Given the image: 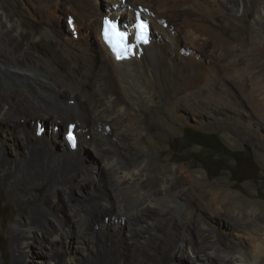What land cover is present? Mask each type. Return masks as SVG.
Segmentation results:
<instances>
[{
    "label": "bare ground",
    "instance_id": "bare-ground-1",
    "mask_svg": "<svg viewBox=\"0 0 264 264\" xmlns=\"http://www.w3.org/2000/svg\"><path fill=\"white\" fill-rule=\"evenodd\" d=\"M105 19L133 54L116 58ZM263 36L264 0H0V185L18 210L0 230L13 264H262L264 203L152 159L177 124L242 133L264 152Z\"/></svg>",
    "mask_w": 264,
    "mask_h": 264
},
{
    "label": "rangeland",
    "instance_id": "rangeland-1",
    "mask_svg": "<svg viewBox=\"0 0 264 264\" xmlns=\"http://www.w3.org/2000/svg\"><path fill=\"white\" fill-rule=\"evenodd\" d=\"M3 1L10 6L13 3V0ZM14 10L18 12V14H22L21 16L26 22L28 21V23H32V18H30L29 15L27 17V12L24 11L23 14L20 7H15ZM57 14V12L53 13L54 16H57ZM248 21L253 22V19L250 18ZM122 23L123 21L121 20L120 24ZM32 24L33 26L38 25V23ZM65 25V23H62L61 26L65 27ZM61 28L63 29V27ZM93 37L95 38L94 33ZM69 96L70 97L68 98H76L73 95ZM41 122L45 125V133H48L50 121L45 120V123L41 120ZM53 122H55L53 123V126L55 125L54 130L56 131V125H59V123H57L58 121ZM175 129L176 132L166 133L164 135L166 141L155 145L156 148H160L162 152L160 153L159 158L154 156L152 161H156V163L169 161L174 164L187 165L191 172L198 171L202 173V178L207 182L219 181L223 187L231 188L246 199L258 202L259 204L264 203V156H262L264 155L262 154L264 152L263 150L260 151L256 148L253 142H250L248 136L246 137L242 133L229 132L228 129L214 130L210 133L205 129L195 127L192 124L183 126L177 124ZM157 130V128H154L152 132L156 134ZM61 133L62 131H60V134ZM224 135L229 136V142L224 139ZM85 136L87 139L90 138V134ZM91 152L92 156L90 155V158L95 156V158L98 159L97 153L95 151ZM47 192V182L40 183L38 187L34 188L35 195H39L40 197H44ZM67 193L70 197V203H75L78 196L77 192H72V190L68 189ZM13 200L11 191L6 189L3 185H0V220L2 219L5 221L6 227H8L18 216V210L15 209L13 204L15 201ZM263 212L264 211H261L260 213L258 211L257 213L262 215ZM206 215H208V221L212 226H214V222L212 221H216L215 225H217V222L223 223L218 216H215L214 214L210 215L209 211H207ZM26 216L31 218L33 215L26 214ZM225 225L228 224L225 223ZM217 234L221 237L224 235L221 229L217 230ZM7 236L6 240L3 236V232L0 230V251L2 253V261L3 264H13L12 255L10 253L9 231L7 232ZM72 242L73 241L70 240V243L67 242L66 245H72ZM5 251H7L8 256L4 255ZM29 259L27 264L30 261V264H40L39 260H42V258L39 257H31V259ZM177 264L190 263L188 260L182 259ZM262 264H264V262Z\"/></svg>",
    "mask_w": 264,
    "mask_h": 264
},
{
    "label": "snow or ice",
    "instance_id": "snow-or-ice-1",
    "mask_svg": "<svg viewBox=\"0 0 264 264\" xmlns=\"http://www.w3.org/2000/svg\"><path fill=\"white\" fill-rule=\"evenodd\" d=\"M71 23V20H70ZM140 36L143 38V30L144 25H140ZM111 30V31H110ZM124 33H120L116 30V27L114 24H112L110 21L105 19V28L103 31V36L105 41L109 44V46L112 48V51L115 53L116 58L120 59L122 54L127 51L126 46L123 44L124 40Z\"/></svg>",
    "mask_w": 264,
    "mask_h": 264
},
{
    "label": "trees",
    "instance_id": "trees-1",
    "mask_svg": "<svg viewBox=\"0 0 264 264\" xmlns=\"http://www.w3.org/2000/svg\"><path fill=\"white\" fill-rule=\"evenodd\" d=\"M197 143H199V142H197ZM201 144V143H200Z\"/></svg>",
    "mask_w": 264,
    "mask_h": 264
}]
</instances>
